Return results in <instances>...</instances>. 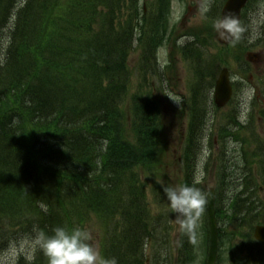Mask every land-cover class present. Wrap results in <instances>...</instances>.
Masks as SVG:
<instances>
[{"label": "trees", "instance_id": "1", "mask_svg": "<svg viewBox=\"0 0 264 264\" xmlns=\"http://www.w3.org/2000/svg\"><path fill=\"white\" fill-rule=\"evenodd\" d=\"M15 1L0 0V205L2 197L10 203L4 209L0 206V215L5 214L10 224L4 233L8 239L17 233L13 229L18 211L23 217L19 227L27 230L34 223L49 232L58 226L81 228L94 216L101 228L104 259L145 264V245L160 238L139 172L153 171L161 163L164 130L151 88L132 93L129 121L121 106L134 40L144 84L148 76L163 79L156 54L169 43L172 0H155L148 12L139 7V0H25L14 9ZM219 8L218 3L216 11L207 14L211 15L206 16L207 32L204 27L189 32L193 39L178 46L190 60L200 58L201 46L207 47V38L214 37ZM222 48L228 47L218 51ZM218 51L216 60L223 54ZM220 65L217 62L216 69ZM192 69L196 84L190 86L181 181L188 185V170L202 139L197 120L207 112L206 101L191 97L209 93L216 71ZM237 209L232 216L254 220L245 204ZM199 229L203 234L207 230L205 211ZM189 237L181 231L177 264L192 260ZM151 250V264H162L165 254Z\"/></svg>", "mask_w": 264, "mask_h": 264}, {"label": "rangeland", "instance_id": "2", "mask_svg": "<svg viewBox=\"0 0 264 264\" xmlns=\"http://www.w3.org/2000/svg\"><path fill=\"white\" fill-rule=\"evenodd\" d=\"M19 1L21 2L22 0ZM154 2L155 0H139V7L148 12L153 8ZM205 2L206 0H172L171 2L169 15H167V24L170 30L167 32L170 38L169 43L165 42L158 50L156 56L157 64H159L162 72H165L167 75L164 86H161V82L157 76H148L147 85L144 84L143 77L137 70L140 53L138 48H133L127 61L131 75L128 79L129 83L125 96L126 99L121 106L123 115L128 114L129 121L131 112L128 105L131 100V95L132 93L144 91L143 87L146 86L147 90L149 88L152 89L153 97L157 100L156 107L158 108V119L160 126L164 130V137H161L163 145H160L159 149L161 151L160 153L165 152L163 164L157 172L146 173L144 175L146 180L147 203L151 210H153V214L157 215L165 209H167L168 214L166 218V229L161 228L163 230H159L161 243L155 246V243L150 242V245L145 249V254L149 253L151 248L156 247L158 252L162 251L161 253L165 254V256L167 255V260L164 264H175L176 251L174 250V245L177 243L180 221L175 214L169 212L168 202L164 196L161 184L164 186L179 185L178 181L181 174L179 158L188 128L189 117V113L187 114L188 101L186 98H189L191 95L190 86L192 87L196 84L195 71L192 67H199L200 69L204 67L207 70L214 71L217 62H221L229 69L232 82L240 80V85H238L240 88L235 92L236 94L232 102L226 107L216 109L213 104V88L210 90V96L209 93L204 92L202 97L200 95H193L191 97L192 100H196L198 103L199 101H201V103L203 101L207 102V112L202 114L203 118L201 121L199 120L200 117L197 120V126L204 130L203 133L205 136L204 151L200 158V165L203 166L204 162L210 156V152L215 150H217L219 156L222 154L224 157L222 155L221 157L230 160L229 166L231 167L229 171L232 176V182L225 187L226 193L222 195L220 199L222 204H226V201L232 196L234 187H238L239 184L237 182L241 178L244 168L252 164V162L246 163L243 158H241L242 152L248 151V153L250 152L251 154L259 153L263 152L264 147V28H262L264 24V3L259 1L253 4V7L247 12L249 28L248 33L242 40L240 36L233 42L234 44L231 48L229 46L228 48H222L218 51L219 47L213 44L212 37L207 38V47L205 45L201 46V57L197 58L201 61H197L196 58L190 60L189 54L183 53L178 46L193 39L189 32H197V30L202 27H204V32H207V28L210 24L208 18L211 15H206L208 18L202 15L201 5ZM217 6L218 0H211L209 12H215ZM5 31L7 30L5 29ZM201 39L205 41V35ZM172 42H175V46ZM243 49H245V51L242 54V58L240 57L237 59L236 56ZM217 51L223 52L224 55L222 54L220 57H217L216 60L215 56H217V54L215 53ZM246 52H255L259 55V58H252V61H248L245 57ZM242 69L247 70V75H243L241 72ZM142 95L141 93L137 94V96L140 97ZM174 100L179 101V104ZM231 117H235L239 122L245 124L246 128L238 130L235 134H237L238 137L239 135L243 137L247 143L240 144V142H237L233 137L229 136L231 133H228L229 137H224L223 134L220 133L221 130L228 132L232 130L233 126L230 124ZM216 137L218 138V140H216L217 147H215V143L213 144L212 142ZM235 158L241 161L237 168H234L231 164ZM251 166L254 167L253 164ZM229 171H227V173H229ZM202 180H205L203 184L205 187H213L216 189V180L213 174H206ZM256 182L260 181L257 179ZM157 193L159 197L164 199V201L160 203V206L155 205L153 202V197H155ZM257 196L262 197V194L257 192ZM159 197L156 196V198ZM262 216L264 217V215ZM261 221H264V218L261 219ZM85 229L91 232V243L98 248L97 234L99 231V223L92 220ZM240 230L242 232L248 231L249 226L243 224ZM14 237L9 249L0 253V264L26 263L24 257L19 260L20 255L15 256L14 259V254L11 251L12 245H19V242L23 239L20 235H14ZM163 239L165 240L164 242ZM241 242L240 240L237 241L236 251L238 254L244 252L242 258L245 252H249L248 249L250 247L254 248L253 253L257 250L256 245L258 244L249 246L246 243L241 244ZM196 243H198L196 250L199 255L196 253L192 264H200L201 262L199 249L201 242L198 239ZM165 250H170L171 252H164ZM225 251L226 247L223 246L219 254L220 264H227V254ZM41 258L44 259L43 254H41ZM144 262L145 264H151L149 260H144ZM235 262L238 264L236 259Z\"/></svg>", "mask_w": 264, "mask_h": 264}, {"label": "clouds", "instance_id": "3", "mask_svg": "<svg viewBox=\"0 0 264 264\" xmlns=\"http://www.w3.org/2000/svg\"><path fill=\"white\" fill-rule=\"evenodd\" d=\"M210 3L211 0H206L201 5L202 15H207ZM215 28L234 37L243 31L239 21L231 14H225L219 18ZM174 101L179 104V101ZM202 179L201 171L194 177L191 185L164 186L161 184L169 212L177 216L181 229L190 237L193 236L208 204V194L197 187ZM91 240V232L83 228L68 229L58 226L49 232L33 226L32 233L24 237L19 245H12L11 251L14 259L15 256L22 254L26 264H34L37 251L47 259V264H116L115 260L104 259ZM191 242L195 243V240L192 239Z\"/></svg>", "mask_w": 264, "mask_h": 264}, {"label": "water", "instance_id": "4", "mask_svg": "<svg viewBox=\"0 0 264 264\" xmlns=\"http://www.w3.org/2000/svg\"><path fill=\"white\" fill-rule=\"evenodd\" d=\"M246 0H227L221 10V17L225 14L233 15L237 20H239V12L240 9L244 6ZM220 17V18H221ZM218 40L222 43H228L233 39V35L229 33H222V31L218 32ZM231 94V86L229 84L228 72L226 69H223L215 84L214 90V101L217 106L224 105ZM208 194V204H207V212L209 218V255H208V264H213L216 257L217 250V230H216V222H215V211H214V192L213 190H209ZM254 236L256 239H259L264 244V227L257 226L254 232Z\"/></svg>", "mask_w": 264, "mask_h": 264}, {"label": "bare ground", "instance_id": "5", "mask_svg": "<svg viewBox=\"0 0 264 264\" xmlns=\"http://www.w3.org/2000/svg\"><path fill=\"white\" fill-rule=\"evenodd\" d=\"M27 176H32V170L30 169L27 173H26ZM1 201H2V204L0 205L1 206V209H4V208H7V206L10 204L7 200H5L3 197L1 198ZM13 206V205H12ZM18 205H16L14 208H17ZM13 208V207H12ZM2 216V215H0Z\"/></svg>", "mask_w": 264, "mask_h": 264}]
</instances>
